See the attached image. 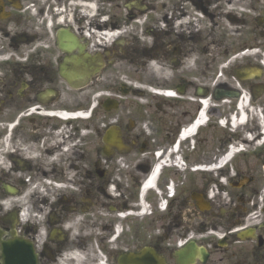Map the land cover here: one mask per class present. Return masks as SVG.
<instances>
[{
    "label": "flooded vegetation",
    "instance_id": "af4514ba",
    "mask_svg": "<svg viewBox=\"0 0 264 264\" xmlns=\"http://www.w3.org/2000/svg\"><path fill=\"white\" fill-rule=\"evenodd\" d=\"M0 264H264V0H0Z\"/></svg>",
    "mask_w": 264,
    "mask_h": 264
},
{
    "label": "bare ground",
    "instance_id": "6f19581e",
    "mask_svg": "<svg viewBox=\"0 0 264 264\" xmlns=\"http://www.w3.org/2000/svg\"><path fill=\"white\" fill-rule=\"evenodd\" d=\"M154 184H155V179L154 178H151L150 181L147 184V189L148 188H151Z\"/></svg>",
    "mask_w": 264,
    "mask_h": 264
}]
</instances>
